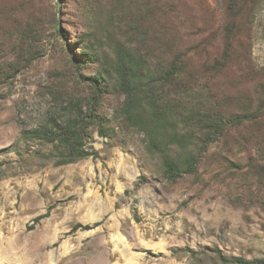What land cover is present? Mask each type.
<instances>
[{
	"label": "rangeland",
	"instance_id": "1",
	"mask_svg": "<svg viewBox=\"0 0 264 264\" xmlns=\"http://www.w3.org/2000/svg\"><path fill=\"white\" fill-rule=\"evenodd\" d=\"M232 1L0 0V264L264 259V0ZM75 119L87 158L23 138Z\"/></svg>",
	"mask_w": 264,
	"mask_h": 264
},
{
	"label": "trees",
	"instance_id": "2",
	"mask_svg": "<svg viewBox=\"0 0 264 264\" xmlns=\"http://www.w3.org/2000/svg\"><path fill=\"white\" fill-rule=\"evenodd\" d=\"M239 6V0H233L230 4V9L232 11H236ZM233 27H229V31L231 32ZM230 42L227 43V47L225 53L223 55V61H227L229 57L230 50ZM180 57H176L173 61L171 67L164 73V78H173L176 74L181 70L182 64ZM223 61H218V63H222ZM163 78V77H162ZM130 83L125 82V86L128 87ZM99 105V103H98ZM96 109H91L90 115L88 116L89 120L98 121L100 120L99 116L95 114ZM91 123L87 119H82L81 121L75 119L71 120L63 125L56 124L54 127H43L38 130L28 131L24 133L23 138L26 140H38L44 141L46 143L56 144L58 148L62 149L66 152V157L61 161L60 164H69L76 162L78 160L87 158L91 156V154L83 149L84 139L87 137L88 129ZM175 142H179V136H175ZM152 140L158 146L157 140ZM151 142V147L154 148L155 143ZM188 159V168L195 167L194 155L190 152ZM164 167L167 177L175 181L181 178L184 175L183 167L177 163L171 157L165 155L164 156ZM191 171V170H189ZM192 172V171H191ZM232 264H264V259L259 260H247L243 258H239L234 260Z\"/></svg>",
	"mask_w": 264,
	"mask_h": 264
},
{
	"label": "bare ground",
	"instance_id": "3",
	"mask_svg": "<svg viewBox=\"0 0 264 264\" xmlns=\"http://www.w3.org/2000/svg\"><path fill=\"white\" fill-rule=\"evenodd\" d=\"M49 233H50L49 230H48V231H45V234H44V236H43L44 239L47 240V237H48L47 234H49ZM115 255H116V254H115ZM106 258H107V257H106ZM107 259H108V258H107ZM109 260H110V259H109ZM41 261H42V260L39 259V260H37L35 263L32 262V263H28V264H38L39 262L41 263ZM106 261H107V260H106ZM61 262H62V261H61ZM59 264H62V263H59ZM65 264H66V263H65Z\"/></svg>",
	"mask_w": 264,
	"mask_h": 264
}]
</instances>
